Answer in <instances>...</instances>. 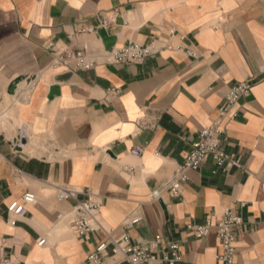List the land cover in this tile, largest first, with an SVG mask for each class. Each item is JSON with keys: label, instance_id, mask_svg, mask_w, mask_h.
Segmentation results:
<instances>
[{"label": "crops", "instance_id": "crops-1", "mask_svg": "<svg viewBox=\"0 0 264 264\" xmlns=\"http://www.w3.org/2000/svg\"><path fill=\"white\" fill-rule=\"evenodd\" d=\"M132 42L171 48L142 64L109 62ZM69 49L85 50L94 69L54 65ZM244 81L251 92L224 122L239 166L225 174L210 158L187 173L178 199L151 200ZM60 189L77 193L59 201ZM87 191L105 228L134 244L176 242L178 264H217L215 230L198 237L188 226L217 224L230 209L243 221L236 264H264V0H0V264H129L110 248L89 260L108 236L72 230ZM28 192L36 202L9 224L8 206Z\"/></svg>", "mask_w": 264, "mask_h": 264}, {"label": "built area", "instance_id": "built-area-1", "mask_svg": "<svg viewBox=\"0 0 264 264\" xmlns=\"http://www.w3.org/2000/svg\"><path fill=\"white\" fill-rule=\"evenodd\" d=\"M110 22L109 18H103L100 27H107ZM87 31H91V28L80 30L82 33ZM164 47L171 48L170 46ZM164 47L154 42L150 44L132 42L125 47L111 49L109 62L118 65L142 64L147 58L159 54ZM53 64L72 71H87L95 67V63L89 58L85 50H65L54 58ZM251 89V82L244 81L228 90L223 104L218 109V118L211 126L199 133L197 139L191 144L190 152L184 162L175 168L169 179L151 192V200H161L164 193L171 198L178 199L182 194L184 184L188 180L187 173L190 170L200 169L210 158L225 174L229 172L230 168L239 166L238 159L228 155L224 149L227 140L224 122L229 118L236 117V113H234L235 106L251 92ZM117 93L119 92L116 91L115 94ZM27 141V135L20 131L14 144L16 148L22 149ZM132 153L140 156L142 150L136 148ZM76 193L72 189H60L57 193V199L64 201L70 197H75ZM86 194L87 201L79 202L70 214L69 219L73 232L77 236L83 237L96 231H103L108 236V241L100 243L89 255L90 261L100 262L109 248L113 258L120 257L129 264H178L182 261L179 245L176 242L164 239L161 235L140 244L132 243L130 236L126 233L116 236L113 228L107 229L102 224L100 219L102 203L98 196L90 191H87ZM36 199L35 194L28 192L20 200L13 201L7 210L8 223L15 225L17 220L26 213L27 205L35 203ZM58 218H66V216L61 213ZM139 220V218H132L126 225L128 227L135 225ZM242 223L240 216L227 209L221 222L212 224L211 221L207 220L201 225L192 224L188 226V232L198 237H205L214 229L220 241L217 264H236L237 231ZM44 244H46V239L38 240L39 246Z\"/></svg>", "mask_w": 264, "mask_h": 264}, {"label": "water", "instance_id": "water-1", "mask_svg": "<svg viewBox=\"0 0 264 264\" xmlns=\"http://www.w3.org/2000/svg\"><path fill=\"white\" fill-rule=\"evenodd\" d=\"M16 84H17V82L14 83V84L10 87V90H9L10 93L14 91V89H15V87H16Z\"/></svg>", "mask_w": 264, "mask_h": 264}, {"label": "rangeland", "instance_id": "rangeland-1", "mask_svg": "<svg viewBox=\"0 0 264 264\" xmlns=\"http://www.w3.org/2000/svg\"><path fill=\"white\" fill-rule=\"evenodd\" d=\"M54 194H56V196H57V193H54ZM70 217V216H69ZM67 218H68V216H67Z\"/></svg>", "mask_w": 264, "mask_h": 264}]
</instances>
